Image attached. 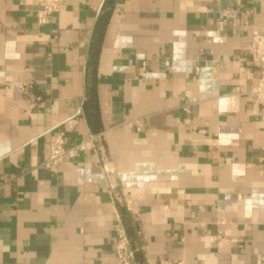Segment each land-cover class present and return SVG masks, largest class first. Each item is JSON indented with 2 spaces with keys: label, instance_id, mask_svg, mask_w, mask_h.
Masks as SVG:
<instances>
[{
  "label": "crops",
  "instance_id": "obj_1",
  "mask_svg": "<svg viewBox=\"0 0 264 264\" xmlns=\"http://www.w3.org/2000/svg\"><path fill=\"white\" fill-rule=\"evenodd\" d=\"M40 2L0 0V264H119L124 205L134 264H264V0ZM56 132L102 138L38 169Z\"/></svg>",
  "mask_w": 264,
  "mask_h": 264
},
{
  "label": "built area",
  "instance_id": "obj_2",
  "mask_svg": "<svg viewBox=\"0 0 264 264\" xmlns=\"http://www.w3.org/2000/svg\"><path fill=\"white\" fill-rule=\"evenodd\" d=\"M62 3L63 0H41L36 15L37 26L40 28L49 26L52 18L59 13ZM250 52L253 59L262 67V74L257 84L249 93V96L256 101L262 112H264V33H251ZM195 73H197V70H195ZM18 88L24 95L30 93L32 90L29 84H22ZM34 101L38 102L40 99L35 98ZM183 111H186L185 107ZM101 138L102 134L90 135L80 143L67 148L64 144L63 135L59 132L53 133L49 138L48 155L38 166V169L54 170L58 168L64 160H73L88 152L100 142ZM124 209L126 214H128L129 210L125 205ZM118 221L119 227L115 231V257L119 264H134V250L131 247L130 240L123 227L121 216H118Z\"/></svg>",
  "mask_w": 264,
  "mask_h": 264
},
{
  "label": "trees",
  "instance_id": "obj_3",
  "mask_svg": "<svg viewBox=\"0 0 264 264\" xmlns=\"http://www.w3.org/2000/svg\"><path fill=\"white\" fill-rule=\"evenodd\" d=\"M107 5L109 8H112L113 5H114V0H107ZM92 51H94V48L91 49ZM95 54V52L93 53V55ZM92 55V56H93ZM90 94V102H92V106H94L95 104V93L94 91H91L89 92ZM92 96V97H91ZM121 219H122V223H123V227L125 228L127 234H129V229H130V226H129V218H128V215L126 214V212L124 211V209H121ZM132 247V246H131ZM133 249V248H132ZM134 250V249H133ZM136 258L138 260V263L139 264H142L141 262V257L139 254H136Z\"/></svg>",
  "mask_w": 264,
  "mask_h": 264
}]
</instances>
